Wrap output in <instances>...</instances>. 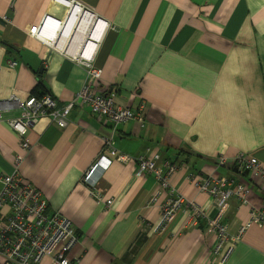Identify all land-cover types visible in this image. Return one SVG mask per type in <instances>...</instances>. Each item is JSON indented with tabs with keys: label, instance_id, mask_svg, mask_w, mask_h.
I'll use <instances>...</instances> for the list:
<instances>
[{
	"label": "crops",
	"instance_id": "0c3cea01",
	"mask_svg": "<svg viewBox=\"0 0 264 264\" xmlns=\"http://www.w3.org/2000/svg\"><path fill=\"white\" fill-rule=\"evenodd\" d=\"M78 1L93 17L81 28L88 16L74 9L79 20L61 35L69 15L64 3L0 0V100L48 95L58 108L70 104L87 74L58 44L76 47L90 39L86 26L92 36L100 23L90 53L100 77L92 87L137 119L114 128L74 105L65 128L42 117L25 137L29 150H21L8 124L21 113L16 105L0 112V171L11 174L12 160L21 155L20 177L42 193L49 212L72 222L78 242L68 253L70 264L218 263L212 254L216 233L208 225L216 200L198 192L189 177L244 181L252 188L251 204L264 207L258 178L215 161L244 153L264 168V0ZM44 21L53 45L29 35ZM109 135L122 154L136 158L158 150L177 165L170 186L183 203L167 231L154 229L167 192L152 202L155 177L113 161L104 146ZM100 156L111 162L96 190L111 206L93 198L82 182ZM191 204L205 208V216L194 218ZM249 211L234 198L224 210L221 224L233 245L225 264H264V222L238 234Z\"/></svg>",
	"mask_w": 264,
	"mask_h": 264
},
{
	"label": "built area",
	"instance_id": "2783aa9c",
	"mask_svg": "<svg viewBox=\"0 0 264 264\" xmlns=\"http://www.w3.org/2000/svg\"><path fill=\"white\" fill-rule=\"evenodd\" d=\"M61 2H66V6L77 9L80 14H87L88 19L93 17V15H89V8L78 0H52V3ZM77 20H79V17L75 19L71 31H73ZM40 26L31 28L29 35L41 40L45 30L38 32ZM76 28L79 30V22ZM83 34L90 37V39L85 40L82 45L86 47L92 45L93 48H96L98 40L89 36L87 26ZM51 42L53 45V39ZM62 51L69 53L63 49ZM69 54L73 61L85 68L87 74L86 82L70 104L58 108L56 101L48 95L42 97L30 96L24 101H19L15 97L0 100V112L11 109L16 105L20 108V115L9 120L8 124L19 135L21 150H29L30 145L25 137L29 129L42 117L48 116L59 128H65L68 124L70 109L74 105L87 107L92 115L105 120L114 128L119 124L137 119L136 112L128 107L117 105L112 96L95 93L92 82L100 77V70L93 67L92 54L89 56ZM11 65H15V62ZM104 146L112 156L113 161L136 166L137 175L148 174L155 177L158 189L151 200L152 202L156 201L162 191L167 192L165 201L161 206V218L157 227L154 228L156 232L160 233L167 231L183 203V198L176 197L175 190L170 186V180L177 171V165L170 160L162 159L158 150L148 149L144 155L136 158L122 154L113 148L111 135L104 138ZM22 159L21 155L14 157L12 160L13 172L11 174H4L0 171V257L3 260L2 264H40L46 258H51V264H70L68 253L78 242V233L68 218L58 212H49L48 204L42 193L20 177L19 169ZM215 161L217 166L230 163L237 171L241 173L248 172L251 178H258L260 180V183H258L260 191L264 193V168L260 166L256 159L242 153L235 156L230 162H227L221 156H217ZM110 162L111 160L100 156L97 162L90 166L82 177V182L89 189L92 197L109 206L113 202L105 199L96 190V184ZM189 179L198 192L212 196L216 200L217 214L209 221L208 225L216 233V242L212 254L215 258L219 257V262L216 264H222L233 250V245L228 242L226 227L221 224L229 200L234 198L240 205L249 206L250 209L249 218L242 225L238 234H242L252 224H262L264 222V207L258 208L251 204L252 188L244 181L230 180L226 177H213L212 175L202 177L192 175ZM191 210L194 218L205 216V208L203 207L191 204ZM78 262L79 260H77Z\"/></svg>",
	"mask_w": 264,
	"mask_h": 264
},
{
	"label": "bare ground",
	"instance_id": "6f19581e",
	"mask_svg": "<svg viewBox=\"0 0 264 264\" xmlns=\"http://www.w3.org/2000/svg\"><path fill=\"white\" fill-rule=\"evenodd\" d=\"M63 3L64 2H61V4H63ZM64 4H66V3H64ZM79 14H80V12H79ZM73 21H74V19H73ZM85 22L87 23V20ZM101 27H102V25L99 23V25L97 27V30L95 31V33L92 34V38L93 39H99L98 38V36H99V29ZM64 32H66V31H64ZM43 37H44V40L50 39L49 34L48 35L45 34ZM47 42H50V41L47 40ZM58 46L62 47L61 49L66 50V51H68L70 53H75V54H79V55L83 54L84 56H89L90 53L92 52V48H93L92 45H89V46L86 47L85 45H82V44H80V45H78L76 47L74 45H71V46H68L67 47V46H63L62 45V42H60L58 44Z\"/></svg>",
	"mask_w": 264,
	"mask_h": 264
},
{
	"label": "water",
	"instance_id": "95a60500",
	"mask_svg": "<svg viewBox=\"0 0 264 264\" xmlns=\"http://www.w3.org/2000/svg\"><path fill=\"white\" fill-rule=\"evenodd\" d=\"M68 7H69V15H68V17H67V19H66V21H65L64 27L62 28L61 35H63V31H65V30L68 29V27L72 24L73 19H74V15H75V11H74V9H75V8H73V7H71V6H68ZM73 11H74V12H73ZM83 15H84V14H83ZM86 18L88 19V17H85V18L83 19V22L81 23V28H83V26L85 25L86 22H84V21L87 20ZM52 24L55 25L54 22H52ZM76 33H77V32H76ZM48 34H49L50 39H52V37H53V32L51 31V32H49ZM48 34H47V35H48ZM64 34H65V32H64Z\"/></svg>",
	"mask_w": 264,
	"mask_h": 264
},
{
	"label": "rangeland",
	"instance_id": "374dc122",
	"mask_svg": "<svg viewBox=\"0 0 264 264\" xmlns=\"http://www.w3.org/2000/svg\"><path fill=\"white\" fill-rule=\"evenodd\" d=\"M45 24H46V21L43 22V24L39 27V31H38V32H42V31L45 30V31L43 32V36H44L45 34H48V33H49V31H48L47 29H45ZM80 31H81V29H80ZM83 31H84V30H83ZM83 31H82V32H83ZM43 36H42V38H41L42 41H46V42H47V40H49V41L51 42L52 39H53V38H52V39L44 40V37H43ZM241 228H242V226L240 227V229H241ZM240 229H239V231H240ZM239 231H238V232H239ZM237 238H239V235L237 236ZM227 259H228V258H227ZM227 259H226L225 262L222 263V264H225L226 261H227Z\"/></svg>",
	"mask_w": 264,
	"mask_h": 264
},
{
	"label": "trees",
	"instance_id": "16d2710c",
	"mask_svg": "<svg viewBox=\"0 0 264 264\" xmlns=\"http://www.w3.org/2000/svg\"><path fill=\"white\" fill-rule=\"evenodd\" d=\"M242 175H244V177L249 176L248 172H243ZM229 179H230V180H233L232 178H229ZM257 185H258V183H257L255 186H257ZM263 203H264V202H263Z\"/></svg>",
	"mask_w": 264,
	"mask_h": 264
},
{
	"label": "clouds",
	"instance_id": "9594fccd",
	"mask_svg": "<svg viewBox=\"0 0 264 264\" xmlns=\"http://www.w3.org/2000/svg\"><path fill=\"white\" fill-rule=\"evenodd\" d=\"M78 31H80V29Z\"/></svg>",
	"mask_w": 264,
	"mask_h": 264
}]
</instances>
